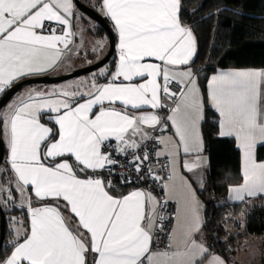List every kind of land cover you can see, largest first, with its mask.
I'll list each match as a JSON object with an SVG mask.
<instances>
[{"label": "snow or ice", "instance_id": "1", "mask_svg": "<svg viewBox=\"0 0 264 264\" xmlns=\"http://www.w3.org/2000/svg\"><path fill=\"white\" fill-rule=\"evenodd\" d=\"M99 4L118 34L115 71L94 72L87 92L78 91L74 83L29 89L0 112V135L9 150L8 167L0 176L11 172L14 180L7 187L0 184V204L16 206L12 195L16 192L30 218L29 228L22 234L17 229L8 242L10 254L0 264H228L197 239L206 221L196 189L183 176L181 229L160 250L153 248V237L163 228L156 206L164 202L139 189L116 195L112 180L104 175L115 171L123 184L132 181L131 174L120 175L123 155L137 180L164 182L150 166L153 154L146 144L132 138L154 139L144 126L174 129L172 136L160 140L166 148L172 145L163 153L171 165L169 180L178 174L177 168L195 174L209 165L202 130L208 116L199 87L200 69L193 68L197 41L192 27L180 18L181 0ZM224 12L243 15L241 8L228 7L223 0L207 15L219 19ZM74 18L72 0H0V93L28 77L54 71L78 51L69 46L76 35L71 31ZM53 23L60 34L57 27L46 26ZM103 46L98 41L92 51H102ZM99 76L110 78L99 84ZM138 79L144 82L137 83ZM206 79L216 138H232L241 151V183L227 186L228 199L251 206V200L264 197V159L257 152L264 148V67L218 70ZM173 84L178 91L171 90ZM145 106L155 111L145 113ZM166 108L168 115H159ZM112 138L118 141L116 146L106 144ZM181 154L193 159H181ZM196 183L203 190L202 173L196 175ZM29 188L38 200L62 199L77 218L76 228L59 205L32 207Z\"/></svg>", "mask_w": 264, "mask_h": 264}, {"label": "trees", "instance_id": "2", "mask_svg": "<svg viewBox=\"0 0 264 264\" xmlns=\"http://www.w3.org/2000/svg\"><path fill=\"white\" fill-rule=\"evenodd\" d=\"M88 5L97 9L99 0L95 3L90 0H83ZM182 8L180 18L184 24L192 27L198 47V54L195 57L193 68L200 69L199 85L205 99V108L208 119L203 123L202 130L205 136L209 157V169L207 182L199 195L205 205V220L203 227L205 237L210 248L220 254L224 259L231 262L236 247H231L232 237L228 238L229 226L239 224L236 217L246 211L245 231L249 236L264 237V203L260 202L264 197L253 199L251 206L245 203L232 202L228 199V185L241 183V151L236 147L232 138H216V120L214 110L208 106L207 79L222 69H245L264 67V0H223L228 7H239L243 15L236 17L231 13H221L219 19L216 16L208 17V13L216 9L221 0H181ZM99 12V11H98ZM104 16V15H103ZM105 17V16H104ZM111 25L117 43V34L110 20L105 17ZM215 30V31H214ZM94 35H106L105 30L97 25V32ZM214 43V47H213ZM116 49L111 59L102 67L114 69L116 62ZM99 81L107 80L106 76L97 77ZM2 136V135H1ZM7 148L0 168L7 161ZM258 156L264 159V148L258 147ZM11 173V172H10ZM2 183L8 184L10 178L7 173L2 176ZM116 195L125 194L132 188L138 187L133 183L123 184L120 180H112ZM15 205L10 202L7 208L2 207L6 216V235L0 250V259L10 254L11 246L9 241L15 238L11 228L13 217H23L28 221L27 208L16 204L18 197L16 192ZM37 202L36 206L50 204ZM230 215L231 219L225 217ZM1 225V212H0ZM264 247V244H263ZM264 264V253L262 257Z\"/></svg>", "mask_w": 264, "mask_h": 264}, {"label": "crops", "instance_id": "3", "mask_svg": "<svg viewBox=\"0 0 264 264\" xmlns=\"http://www.w3.org/2000/svg\"><path fill=\"white\" fill-rule=\"evenodd\" d=\"M72 3H73L74 12H75V18L72 20V29H71V31L74 32V33H76V35H75V37H73V39H72V43H71L69 46L75 48V46L78 44L77 23H76V20H77V18H80L81 21H85V18H84V16H83L82 12L77 8L76 3H75V0H72ZM97 9H98V11H99L102 15H104L103 12H102L101 9H100V4L98 5ZM104 16H105V15H104ZM109 20H110V19H109ZM110 22H111V24H112V26H113V22H112L111 20H110ZM52 26H53V27H57V34H60V27L57 26V25H55L54 23L52 24ZM113 28H114V26H113ZM114 31H115V33L117 34L115 28H114ZM90 32L92 33V35H93L94 37H97V38L99 39V41H103V43H104L103 50L100 51V52H102V53H101V54H102L101 57L104 56V55L108 52V49H109V39H108V36H107V35H102V36H101V35H94V33L97 32V26H96L95 30L90 31ZM118 47H119V39H118V34H117L116 56H115V58H116V62H115L114 69L110 70V68L104 67V68H106V69H109L110 72H114V71H115L116 64L118 63V57H119ZM77 52H78V54H80V55H82V54L84 53V51L80 50V48H78V51H77ZM92 53H93V52H88V53H86V56L89 57V58L91 59V60H90V63H87V65L92 64V63L94 62V61H93L94 59H92L93 56L91 55ZM84 54H85V53H84ZM71 55H72V54H71ZM71 55H70V57H68L67 59L60 61V62L56 65V68H55L54 71H52V72H48V73H44V74H41V75H38V76H42V75L58 76V75H62V74L69 73V72H71V71H72L73 69H75V68H79V67H77V66H74V59H75V56L73 57V56H71ZM151 62H157V61H154V60H153V61H151ZM85 66H86V65H85ZM82 67H83V66H82ZM230 69H235V68H230ZM230 69H222V70H230ZM33 77H34V76H33ZM28 78H29V77H28ZM109 78H110V77H107V80H101V81H99V80L97 79V80H96V83H99V84L107 83V82L109 81ZM136 82H137V83H141V82H144V81L138 79ZM44 84H47V83H37V84H31V85H44ZM49 84H50V83H49ZM87 85H88V83H87ZM199 87H200V85H199ZM32 89H38V88H37V87H34V88H32ZM42 90H44V89H42ZM48 90H49V88H48ZM89 90H90L89 87H87V91H89ZM93 90H94V89H93ZM200 90H201V88H200ZM87 91H86V92H87ZM5 92H6V91H5ZM5 92L0 93V98H1V96H2ZM201 92H202V90H201ZM202 94H203V93H202ZM10 100H11V99H10ZM17 101H18V100H17ZM17 101H16V102H17ZM10 102H11V101H9V102H8V103H7L2 109H1L0 112H4V111L8 110V108H9V106H10V104H9ZM16 102H12L11 105H13V104L16 103ZM116 107H120V105L117 104ZM97 110H98V109H97ZM142 111L145 112V113H147V112L155 111V110H152V109H150L149 107L145 106V107L142 109ZM134 114L139 115L140 113H134ZM159 115H161V116H166V115H168V113L165 114V113L161 110V111L159 112ZM42 122H44V121H42ZM144 127H145V130H146L147 132H149L150 134H152V132L155 131L154 129H152V128L148 127V126H144ZM170 129H171V128H170ZM173 131H174V129H171V132L168 133V134L157 135V140H158L157 152H161V153H162L160 156H164L163 153L169 151V148L172 147V145H170L169 148H166V147H165V144H163V143L160 142L161 138H165V139H166V138L172 136ZM129 135H130V134H129ZM2 138H3V141H4V144H5L6 148H7V150H8L7 142H6V140L4 139L3 136H2ZM132 138L135 139L138 143H143V142H144V141H142V138H141L139 135H136L135 137H132ZM108 142H113V143H115V145L118 144V141H116L114 138H112V139H111L110 141H108ZM204 155L208 157V155H207L206 153H204ZM8 157H9V150H8V152H7V160H8ZM164 157H165V156H164ZM181 159H193V157H191V156H183V154H181ZM7 167H8V163H7V161H6V162L3 164V166L0 168V170H3V169H5V168H7ZM208 169H209V165H208V167L205 168V169H202V170H201V169H197V170H196V173L194 174V173H188V172H186L183 168H177V173H178V174L175 175L171 180H169L168 178L166 179V182H165V183L168 184V187H167V188L164 187V194H165V197H166L168 200L173 201V202L175 203V205H176V215H175V220H174V224H173L172 230H173V229H176V230H177V233L174 234L173 231H171V236H170V237H173V238H174L175 235L179 233V231H180V229H181V225H182V220H183L184 212H185V201H184V197H183V186H182L181 179H180L181 176H183L185 179H187V180L192 184V187H193L194 189H196V196H197V198H198V200H199V202H200V204H201V206H202V207H201V217H202L203 220H205V205H204V202L202 201V199H201V197H200V195H199V191H200L201 189H199L198 184L196 183V175L202 173V175H203V177H204V187H205L206 182H207V173H208ZM170 171H171V165H170V162H169V160H168V176H169ZM7 177L10 178L9 183L11 182V183L14 184V180H13V175H12V173L8 172V173H7ZM0 178L2 179V176H0ZM1 182H2V180H1ZM1 184H3V183H1ZM3 185H4V184H3ZM7 185H8V184H5L6 187H7ZM137 189H139V190H143V191H145L146 193H150L151 196H153L157 201H160L159 197H158V196H157L152 190H150V189L147 188V187H139V186H138V187L132 188L131 190H129V191L126 192L125 194H127V193H129V192H131V191H133V190H137ZM32 192H33V189H32V188H29V189L27 190V195H30V196H31L32 207H37V206H36V203H37V202H38V203H39V202H41V203H45L46 201L51 202L50 204H47V205H50V206H56V205H59V210L61 211L62 215L66 218V220H68V221L70 222L71 227L76 228V226H77V218L74 217V216L71 214V212L68 211V210L65 208V206H64V201H63L62 199H61V200H56V199H53V198H49V199H46V200H38L34 195H32ZM17 195H18V194H17ZM20 198H21V196L18 195L16 201H17L18 199H20ZM16 204H17V203H16ZM17 205H18V204H17ZM159 206H160V205H157V206H156V207H157V211H158V209H159ZM24 207L27 208L26 206H24ZM38 207H39V206H38ZM15 218H17V217H15ZM20 218L22 219V221H18V222H20V223L22 222L21 224H22L23 229L25 230V229L29 228V226H30V218H28V221L25 220L23 217H19V219H20ZM13 221L15 222L16 220H13ZM13 221H12V223H13ZM12 223H11V228H12V230L14 231V234H15V237H16V232H15L14 228L12 227ZM24 230H23V232H24ZM79 230H80V231H83V229H79ZM23 232H22V233H23ZM22 233H21V234H22ZM85 235H87V233H85ZM197 239L202 240V241H204L207 245H209V244H208V241H207V239H206V237H205V234H204L203 229H202L200 235L197 237ZM210 251H211V253H213V254H218L217 252L213 251L211 248H210ZM218 255L221 256L220 254H218ZM221 257H222V256H221ZM223 258H224V257H223Z\"/></svg>", "mask_w": 264, "mask_h": 264}, {"label": "rangeland", "instance_id": "4", "mask_svg": "<svg viewBox=\"0 0 264 264\" xmlns=\"http://www.w3.org/2000/svg\"><path fill=\"white\" fill-rule=\"evenodd\" d=\"M90 1L95 3V0H90ZM82 14L85 18V21H81L80 18H77L76 20L78 44L75 46V48H80V50L84 51L85 54L83 53L82 55H80L78 54L77 51H73L71 55L73 57L75 56L74 66H77L79 68H82V66L85 67V65L88 66L87 63H90L91 59L86 56V53L88 52H93L91 54L93 56L92 59H94L93 63L101 60L105 56L104 55L101 57L102 52H100V50L92 51V49L96 46V42H98L99 39L97 37H94L90 31L95 30L96 26L98 25L97 22L91 19L90 17H88L87 15H85L84 13ZM79 68H75L72 71L79 69ZM102 68L103 67H100L88 74L80 75L78 77H74V78L64 80L58 83H50V84H44V85H31V84L25 85L21 90H19L11 98L10 100L11 102L9 104L11 105L12 102H16L22 96V94H26L29 89H32L34 87H37L38 88L37 90H42V89L48 90V88L49 89H52L54 87L59 88L61 86L74 83L78 85V89H77L78 91L86 92L87 87H88L87 83L92 77V74L94 72H99L100 69ZM82 80L85 81L84 84H80V81ZM1 183L2 182L0 178V184ZM260 202L264 203V198ZM16 203L18 205H21L22 197L18 199ZM250 203H253V200H251ZM246 216H247L246 211L241 212L240 215L236 217V220L239 225L237 227H235V225H231L228 227L229 228L228 238L232 237L229 239H232L231 242H233L231 244V247H234V248L236 247V252L233 254L231 262L228 264H262V257L264 253V247H263L264 237L249 236L248 234H246V231H245ZM15 220H16L15 222L12 220L13 221L12 227L14 228L15 232L18 229L20 233H22L24 230L21 224L22 222L21 223L18 222V221H22V219L21 218L19 219L18 217Z\"/></svg>", "mask_w": 264, "mask_h": 264}, {"label": "built area", "instance_id": "5", "mask_svg": "<svg viewBox=\"0 0 264 264\" xmlns=\"http://www.w3.org/2000/svg\"><path fill=\"white\" fill-rule=\"evenodd\" d=\"M46 26L53 27L52 24ZM171 90L178 91V88L175 84H173L171 86ZM167 103H168V107L170 108L172 106L171 103L170 102ZM162 111L165 114L168 113L167 108ZM170 132H171L170 128L163 131L155 130L151 134L154 137V139L148 140L146 142L144 141L142 143V144H146L148 151L153 154L152 159L150 161V166L160 177L164 178V182H161L160 180L153 181L152 179L147 180V182L137 180L136 173L132 170L131 167L127 166L124 156L123 155L119 156L120 165H121L120 175L123 176V175L131 174L132 181L130 183L138 185L139 187L149 188L159 197L160 201L164 202L162 205L159 206L158 209L159 214L163 217L161 221V223L163 224V228L155 231L153 237V241H154L153 248L160 250H163L169 243V238L171 236V231L176 215V205L173 201L168 200L164 194V183L168 178V160L164 156L156 157L154 153L157 152V146H158L157 135L168 134ZM107 143H111L113 146H116L115 143L113 142H106V144ZM104 175L107 176L108 179L110 180L117 179V174L115 173V171H113V174L111 176H108V172L105 171Z\"/></svg>", "mask_w": 264, "mask_h": 264}, {"label": "water", "instance_id": "6", "mask_svg": "<svg viewBox=\"0 0 264 264\" xmlns=\"http://www.w3.org/2000/svg\"><path fill=\"white\" fill-rule=\"evenodd\" d=\"M77 8L97 22L99 26H101L109 39V49L105 56L88 66L76 69L70 73L58 75V76H50V75H42V76H34L29 77L24 80L19 81L17 84L12 85L0 98V111L1 109L10 101V99L25 85L28 84H37V83H58L64 80H68L74 77H78L80 75L88 74L106 64L112 57L116 49V38L113 32V29L106 18L94 9L92 6L85 3L83 0H75ZM5 155V144L2 136L0 135V165L4 160ZM0 212H1V225H0V250L4 243L5 235H6V216L2 205L0 204Z\"/></svg>", "mask_w": 264, "mask_h": 264}]
</instances>
